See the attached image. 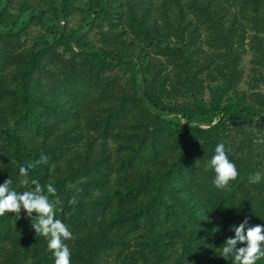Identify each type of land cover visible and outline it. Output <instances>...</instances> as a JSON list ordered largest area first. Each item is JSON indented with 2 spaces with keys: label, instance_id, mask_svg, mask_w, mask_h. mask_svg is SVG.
<instances>
[{
  "label": "trees",
  "instance_id": "16d2710c",
  "mask_svg": "<svg viewBox=\"0 0 264 264\" xmlns=\"http://www.w3.org/2000/svg\"><path fill=\"white\" fill-rule=\"evenodd\" d=\"M3 1L0 34L15 36L30 23L46 26V33L45 38L33 41L17 54L10 76L0 77V114L6 112L11 117V145L5 153L0 152V183L9 178L12 187L20 191L19 166L31 163L34 167L29 170V180H37L45 192L49 183L56 190L70 191L77 180L78 188H87L89 182L101 188L93 200L91 190L77 193L67 207L71 216L62 212V220L69 222L72 232V238L65 241L71 250V264H111L107 259L119 250L126 257L118 258L116 264H231L230 259L218 254L226 238L234 235L230 226L239 224L245 216L250 225L264 224V181H248L250 174L264 171V21L258 14L264 0H236L238 7L222 0H43L45 4L39 3V10L26 5L24 8H31L32 14L25 16L21 11L22 19L13 20V24L10 17L5 18ZM77 14L82 24L65 39L69 23L64 22L63 27L61 21ZM94 31L103 44L97 46L90 41ZM141 32L150 44H165L166 52L179 62L190 83L203 88L208 81L213 101L200 102L196 97L193 105L165 102L155 82L165 65L151 68L153 60H145L141 57L143 50L134 49L133 37ZM53 46H69L75 54L67 56V51L59 55ZM249 52L252 66L248 93L240 89L246 79L240 61ZM83 64L86 70L96 66L91 73L123 64L135 67L136 75L143 74L138 84L140 106L147 97L150 107L157 109L154 112L146 107L149 117L165 121L170 133L179 137L170 162L164 161L144 177L123 176L119 184H112L105 180L108 174L100 165L108 156L82 162L62 155L71 148L69 138L75 134H70V126L64 130L60 120H50V115L60 119L71 102L65 100L66 108L61 113L53 110L50 96L34 88L33 76L38 70L45 72L51 87H59L66 94L81 82ZM112 80H105L101 87L111 86ZM104 93L111 95L107 89ZM106 94L101 98L110 97ZM170 113L180 114V121L166 122L163 115ZM106 121H94L93 126L98 131L111 122ZM198 121H207L209 126H200ZM230 121L234 130L227 128ZM30 124L39 134L36 141L31 133L21 130ZM3 125L0 118V127ZM48 125L50 136L41 132ZM156 139L158 136L148 143L153 150ZM220 142L226 145L239 171L226 190L216 188L212 176L193 158L194 152L204 154L203 159L213 154ZM129 143L128 158L137 156L146 145L145 138ZM41 155L47 159L40 161ZM60 158L67 161L66 166L61 165ZM45 169L47 173L40 176ZM52 196L49 194L50 200ZM85 207L108 208L100 225L88 224L83 216L88 210L80 212ZM30 223L23 210L20 216L10 212L0 215V264L53 263L42 237L24 230L23 226ZM122 229L134 235L125 236Z\"/></svg>",
  "mask_w": 264,
  "mask_h": 264
},
{
  "label": "rangeland",
  "instance_id": "374dc122",
  "mask_svg": "<svg viewBox=\"0 0 264 264\" xmlns=\"http://www.w3.org/2000/svg\"><path fill=\"white\" fill-rule=\"evenodd\" d=\"M222 1L230 7L239 6L236 0ZM39 3L45 4L43 0H4L1 8L5 9V18L7 19L10 17L12 20L9 23L13 24V20L22 19L19 14L21 11L25 16L26 14H32L33 11L31 8L29 10L24 8L26 5H33L36 10H39ZM248 9L251 11V8L248 7ZM263 11L264 4L258 13L260 15V21H264V17L262 19V13L264 14ZM80 20L77 14L61 21L63 27L64 22L69 23L68 29L64 33L65 39H68L70 35L75 32L76 28L82 24ZM45 31L46 26L39 23H30L27 29L22 28L21 32L15 36L5 32L0 34V77L11 75L12 69L15 66L13 60L17 59V54L20 53L25 46L28 47L33 41H40L42 38H45ZM95 33L96 31H94L89 38L93 45L99 46L103 44V42L100 41V37L97 38ZM133 38L135 51L143 50L141 57L144 59L150 57L153 60L152 64H149L151 68L161 69L160 65H165L164 71L160 73V76L155 78V82L157 81L159 85L158 94L162 95L165 102L171 103L172 105H193L197 101L196 97L200 99V102L211 103L213 101L208 81L204 82L203 88H201L202 85L197 86L194 82L190 83L189 80L184 77L185 71H183V68L178 66L179 62L166 52L164 43L150 44L142 32L135 34ZM53 48L59 55H63V53L67 51V56H69L70 53L72 54V52L75 54V51L71 50L69 46H67V48L64 46H53ZM24 50H26V48ZM77 51H79V49ZM79 56L82 57L81 55ZM82 58L86 59L85 56ZM240 63L244 77L246 78L241 82L240 89L246 90L249 93L251 87L247 79H249V69L252 66V53H245ZM94 68L96 69V66L86 70L84 64L83 68L80 66L82 74L79 79L81 82L75 84V86L72 85L70 91L66 92V94H64V92L62 93L59 87L54 89L51 87L52 81H50L47 74H44L45 72L38 70L33 76L34 88H36L38 92H42L39 94L50 96L53 100L51 105L53 110L61 113V110L64 107L66 108L65 100L71 102V105L59 115L60 119H58L57 116L54 117L53 114L50 115V120H60L62 126H64V130L70 126V134L72 132L75 134V136L70 138L67 136V140L68 138L71 140V148H69L67 152L62 153V155L64 157L70 155L71 158L76 161H82L83 159L86 161L88 159L102 160L108 156L107 162H102L100 165L102 172L104 171V173L108 174V178L105 180H107V183L112 184H119L120 178H123V176L137 179L144 177L150 172L154 173L159 166L161 167L164 164V161H171L173 155L177 152L174 146L179 143V137L177 138V135L170 133L171 131L166 127L165 121H159L149 117L150 115L146 112L145 108L148 107L154 112L157 111V109L150 107L151 105H149L147 97L143 98L142 107L140 106L141 92H139L140 90L138 91V84L142 83L143 74L139 73L136 75L137 72L134 69L135 67L119 64L115 66H105L99 73H91ZM51 79L56 81L54 77ZM105 80H112L111 86L106 87V89L111 92V95L109 93H104L106 89L101 87ZM209 82L212 84L211 80ZM54 85H56L55 82ZM192 86H194V88H192ZM262 91L264 93V87H262ZM102 94H106L104 96L110 95V97L101 98ZM100 99H102V101H100ZM56 104L60 106H56ZM163 117L166 122L170 120L180 121L181 118L180 114L177 113L164 114ZM0 118L3 120L4 124L3 127H0V152L5 153L4 149L7 146L9 148L11 145L8 139L11 117L10 114L2 112ZM107 119L111 120L110 124H104L100 130L97 131L96 127L93 126L94 121H103L105 123ZM198 125L208 127L209 122L198 121ZM227 128L229 130H234L235 126H233L230 121ZM32 129L33 125L30 124L21 130L31 133L33 135L32 139L36 141L39 134ZM50 130L48 125L46 129H42L41 132L49 134ZM81 134H83L82 138L80 137ZM155 136H158V139L155 140V149L153 150L148 143L154 141ZM137 138L139 140L145 138L146 145L137 156L128 158V147L131 144L129 140H136ZM36 146L39 147V145ZM40 150L43 149L40 147ZM203 155L204 154L194 152L193 158L195 162L199 164L198 167L201 165L203 166L202 171L208 172L212 176L211 181L213 182L214 172L211 169L205 168V164L212 154H208V156L205 155L204 159ZM60 159L61 165L66 166L67 161L64 160V158ZM85 160L82 162H86ZM46 167L49 169L51 168V166ZM45 170L39 173L40 176H44L47 173V170ZM51 174H53V172H51ZM77 184L79 185L78 180L77 183H72L70 191L56 190V193L53 194L52 200L57 201V218L63 219L62 214L64 213L62 212L64 210L66 214L71 216V212L67 210V207L72 204V202L70 203L72 199L77 198V193L91 190L94 194L92 197L93 200L96 199L101 192L100 187L96 188L95 184L93 186L90 182L88 183V187L84 189L78 188ZM27 187L30 188V184ZM19 189L20 191L26 190L23 186H19ZM223 192L225 193V191ZM212 196L216 195L212 194ZM79 205L80 204L77 203L76 206L79 208ZM86 209L88 212L83 214V216L87 219L88 224L94 226L96 222L100 225V221H103V217L108 208L106 209L103 207L97 210L95 207H92L89 210L88 207H85V209L80 210V212ZM32 222H35V217H32ZM64 223L68 224L69 222L66 221ZM23 228L27 231V234L32 233L37 238L42 237L47 246L46 239L35 233L31 223L27 227L23 226ZM121 231L127 237L134 235L127 229H122ZM113 254V256L107 259L111 264H116L118 258L126 257V253H122L120 250ZM51 264H54V260Z\"/></svg>",
  "mask_w": 264,
  "mask_h": 264
},
{
  "label": "clouds",
  "instance_id": "9594fccd",
  "mask_svg": "<svg viewBox=\"0 0 264 264\" xmlns=\"http://www.w3.org/2000/svg\"><path fill=\"white\" fill-rule=\"evenodd\" d=\"M46 159V156H40V161ZM33 167L31 163L19 166L22 177L19 185L26 188L24 191H17L12 187L13 182L9 178L0 183V215L10 212L20 216L24 210V214L31 218L35 233L46 239L47 248L54 257V264H71V250L65 241L72 238V232L66 223L57 218V201L50 200L48 195L55 194L56 188L49 183L45 186V192L37 180H29L28 173ZM205 168L214 172L213 184L218 189H226L239 176L237 166L230 159L223 142L215 145ZM248 181L252 184L264 181V171L250 174ZM29 184L32 187L28 188ZM32 217H35L34 223ZM230 230L234 235L226 238L218 253L220 256L230 259L231 264H257L258 261H264V224L250 225L249 217L245 216L239 224H232Z\"/></svg>",
  "mask_w": 264,
  "mask_h": 264
}]
</instances>
